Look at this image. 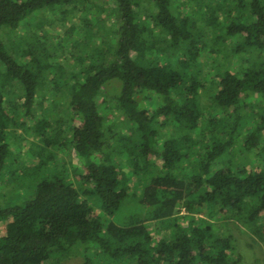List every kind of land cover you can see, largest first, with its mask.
Listing matches in <instances>:
<instances>
[{"label":"trees","instance_id":"obj_1","mask_svg":"<svg viewBox=\"0 0 264 264\" xmlns=\"http://www.w3.org/2000/svg\"><path fill=\"white\" fill-rule=\"evenodd\" d=\"M2 221L0 264H247L264 0H0Z\"/></svg>","mask_w":264,"mask_h":264},{"label":"rangeland","instance_id":"obj_2","mask_svg":"<svg viewBox=\"0 0 264 264\" xmlns=\"http://www.w3.org/2000/svg\"><path fill=\"white\" fill-rule=\"evenodd\" d=\"M14 146V143H12ZM59 156V155H58ZM61 158L66 159V155H60ZM68 159V158H67ZM73 161H67V174L68 176H73L75 174L74 170H72ZM4 196H8L7 193ZM8 199H3L2 205H6L8 203ZM4 222L0 223V229L3 227ZM227 230L229 238L232 240L237 251L243 256V260L247 264H264V241L260 238L259 234L264 233V228H260L258 233L253 232L249 228L235 224L229 225L224 228ZM48 264H83L82 259L78 255H71L67 258H64L58 262L51 261Z\"/></svg>","mask_w":264,"mask_h":264}]
</instances>
